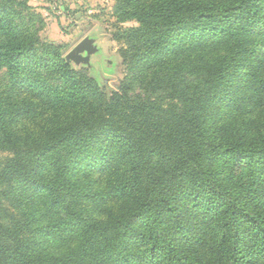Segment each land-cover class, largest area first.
<instances>
[{
	"label": "trees",
	"instance_id": "16d2710c",
	"mask_svg": "<svg viewBox=\"0 0 264 264\" xmlns=\"http://www.w3.org/2000/svg\"><path fill=\"white\" fill-rule=\"evenodd\" d=\"M115 2L108 91L0 0V264H264V0Z\"/></svg>",
	"mask_w": 264,
	"mask_h": 264
},
{
	"label": "rangeland",
	"instance_id": "374dc122",
	"mask_svg": "<svg viewBox=\"0 0 264 264\" xmlns=\"http://www.w3.org/2000/svg\"><path fill=\"white\" fill-rule=\"evenodd\" d=\"M30 1L37 6L32 11L40 18L35 20L33 29L42 41L52 39L55 44L63 45L62 57L85 35L95 37L101 53L91 57L94 77L106 90L117 89L118 82L126 75V68L119 56L121 43L112 37L113 26L117 23L125 27L136 25L137 22L133 19L118 22L114 13L115 0H73L70 3L59 0L57 6L50 5L51 10L39 7L41 3H48V0ZM57 16L61 18L62 25L57 23ZM7 82V71L0 66V90L6 89ZM132 93L143 95L141 84H136Z\"/></svg>",
	"mask_w": 264,
	"mask_h": 264
},
{
	"label": "water",
	"instance_id": "95a60500",
	"mask_svg": "<svg viewBox=\"0 0 264 264\" xmlns=\"http://www.w3.org/2000/svg\"><path fill=\"white\" fill-rule=\"evenodd\" d=\"M101 53L93 35H85L63 56L64 60L75 67H86L94 76V65L91 63L93 54Z\"/></svg>",
	"mask_w": 264,
	"mask_h": 264
}]
</instances>
